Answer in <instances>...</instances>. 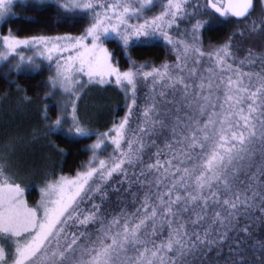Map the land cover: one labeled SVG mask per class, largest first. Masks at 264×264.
<instances>
[{
  "label": "snow or ice",
  "instance_id": "1",
  "mask_svg": "<svg viewBox=\"0 0 264 264\" xmlns=\"http://www.w3.org/2000/svg\"><path fill=\"white\" fill-rule=\"evenodd\" d=\"M20 2L0 0V23ZM52 5L87 25L25 37L9 29L0 63L30 72L41 70L36 58L47 62L44 97L61 99L55 117L43 106L44 135L95 139L74 174L44 173L34 206L13 171L16 139L0 146V264H264V47L241 55L234 40L264 34V0H206L213 11L199 0H25L35 11ZM214 14L243 28L205 47L204 17ZM155 42L174 60L132 58L130 48ZM106 85L124 95V115L98 131L78 102Z\"/></svg>",
  "mask_w": 264,
  "mask_h": 264
},
{
  "label": "trees",
  "instance_id": "2",
  "mask_svg": "<svg viewBox=\"0 0 264 264\" xmlns=\"http://www.w3.org/2000/svg\"><path fill=\"white\" fill-rule=\"evenodd\" d=\"M14 13L15 15L1 27L3 35L7 34L9 29L13 34L20 37L37 34L56 35L65 32L79 34L87 25L85 17L63 16L55 5L35 11L26 7L25 3H20L15 7ZM241 25L240 20L232 17L219 18L217 23L210 24V27H207L203 33L206 47L209 40L214 45L223 43L230 35L237 32ZM107 47L112 52L114 60L118 61L119 67L122 70L126 69L128 59L119 42L116 40L109 41ZM129 51L132 58L138 62L147 61L159 65L168 58V50L161 43L138 45L130 48ZM46 82L47 73L40 72L38 74L20 75L14 84L4 67H0V102L17 101L21 104L23 108L20 107L16 122L22 123L25 130H34L39 134L44 133L45 129V123L41 117L43 106L47 103L44 97ZM78 108L81 117L89 127L104 131L114 119L124 115L125 97L114 85L90 86L82 94ZM53 111V117H55L54 108ZM11 127L13 133H19V127H16L14 122H12ZM9 132L7 128L5 133ZM48 137L51 144L49 149L52 155L51 160L43 164L42 167H34L38 178L33 179L30 184L25 186L26 198L31 205H35L39 200L38 189L42 184L44 173L54 167L57 173L74 174L81 163L89 158L90 153L87 152V148L95 139V137L79 138L78 143H69L62 134L49 135ZM59 149L64 150L63 154L58 151Z\"/></svg>",
  "mask_w": 264,
  "mask_h": 264
},
{
  "label": "rangeland",
  "instance_id": "3",
  "mask_svg": "<svg viewBox=\"0 0 264 264\" xmlns=\"http://www.w3.org/2000/svg\"><path fill=\"white\" fill-rule=\"evenodd\" d=\"M31 2V0H28ZM20 3H25V0H21ZM18 3V4H20ZM51 4V0H49ZM200 5L202 6V11H213L211 9H204L203 6L206 4V0H199ZM17 4V5H18ZM15 9V8H14ZM13 9V11H14ZM158 10V9H157ZM61 15L66 17H85L88 22V18L84 16L83 13H72V12H64L62 9H59ZM261 15V10L259 4H257V10L253 13L254 18H259ZM209 21V24L217 23L221 18L219 15L214 14L213 16H206L204 17ZM4 23H0V36H2L1 27ZM242 29L243 24L240 26ZM204 33V32H203ZM204 39V38H203ZM234 40L238 41L240 44V54L243 55V50L248 46H253L256 49H260L264 47V34L257 33L252 36H248L247 34L244 37L235 36ZM161 43L163 42H155ZM164 45V44H163ZM165 46V45H164ZM166 47V46H165ZM206 47V45H205ZM168 50V58L166 61H173L174 54L172 53L171 49L166 47ZM25 55H33L32 52L26 51ZM37 59V63L41 64V70L37 71H24V72H16L11 64H3L0 63V67H4L7 72V75L11 77V82L16 84L17 79L20 75H30V74H38L40 72L47 73V79L51 74L47 67V62L41 63L39 58ZM60 97L57 96L54 99H45L47 101L46 104L49 105V115L53 116V107L52 105L58 103L60 101ZM23 108L21 104L17 101H10L8 103L0 102V146H3L7 141L11 139H16L17 143L14 150V158H13V171L16 174V179L18 182L22 184V186H26V184H30L33 179L38 178V174L34 167H42L43 164L49 162L51 160V153L49 152L51 144L49 143V137L45 136L44 133L39 134L35 131L36 135L33 136L34 130H25L22 123L16 122V117L18 115L19 109ZM35 113V112H33ZM12 122L15 123L16 127H19V133H13L11 124ZM8 128L9 133H5L6 129ZM3 131V132H1ZM40 198V193H39ZM25 199L26 198V191H25ZM28 202V200H27ZM28 204L31 205L29 202Z\"/></svg>",
  "mask_w": 264,
  "mask_h": 264
},
{
  "label": "water",
  "instance_id": "4",
  "mask_svg": "<svg viewBox=\"0 0 264 264\" xmlns=\"http://www.w3.org/2000/svg\"><path fill=\"white\" fill-rule=\"evenodd\" d=\"M217 15H219V14H217ZM221 18H226V17H221ZM232 18L237 19V20H240L239 18H235V17H232Z\"/></svg>",
  "mask_w": 264,
  "mask_h": 264
}]
</instances>
